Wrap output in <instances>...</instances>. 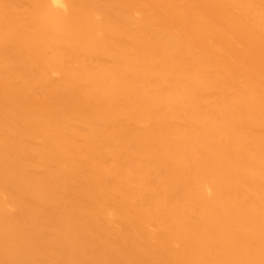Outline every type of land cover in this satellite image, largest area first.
<instances>
[{
    "label": "bare ground",
    "instance_id": "6f19581e",
    "mask_svg": "<svg viewBox=\"0 0 264 264\" xmlns=\"http://www.w3.org/2000/svg\"><path fill=\"white\" fill-rule=\"evenodd\" d=\"M0 264H264V0H0Z\"/></svg>",
    "mask_w": 264,
    "mask_h": 264
}]
</instances>
